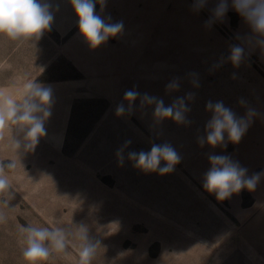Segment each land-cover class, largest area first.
<instances>
[{"label":"rangeland","instance_id":"rangeland-1","mask_svg":"<svg viewBox=\"0 0 264 264\" xmlns=\"http://www.w3.org/2000/svg\"><path fill=\"white\" fill-rule=\"evenodd\" d=\"M176 3L168 7L169 29L153 39L160 46L142 58L146 65L138 67L136 86L101 85L106 80L96 57L71 61L60 52L67 38L53 28L29 43L0 37V87L22 89L36 77L52 89L47 135L34 149L16 151L12 136H22L0 130V162H15L14 168L0 169L12 186L0 193V264H27L20 225L54 223L88 226L90 238L100 242L93 264H264V177L255 190L224 200L203 187L209 153L230 155L249 176L264 172L258 137L264 128V48L249 41L251 29L231 6L222 20L206 26L217 3L207 0L198 12L193 0ZM236 45L244 48L239 66L228 59ZM173 78L180 79V89L166 94ZM134 87L162 97L166 105L194 93L188 105L192 123H156L154 108L141 111L139 100L132 115L118 117L117 104ZM241 99L257 113L254 134L245 133L227 148L201 147L197 137L211 118L207 102L223 101L243 117L247 108ZM129 140L121 165L117 150ZM165 142L182 157L171 173L144 172L128 160L130 151L147 152L152 143ZM73 243L69 255L54 253L46 264H79V241Z\"/></svg>","mask_w":264,"mask_h":264},{"label":"clouds","instance_id":"clouds-1","mask_svg":"<svg viewBox=\"0 0 264 264\" xmlns=\"http://www.w3.org/2000/svg\"><path fill=\"white\" fill-rule=\"evenodd\" d=\"M71 7L78 19V29L81 36L93 48L105 44L110 38L123 35V22H112L111 16H103L107 0H69ZM100 5V13L96 5ZM207 4V0H193V11L198 12ZM229 6L243 19L252 32V39L257 46L264 48V0H218L217 6L212 10V17L206 21V26H211L214 21L222 20ZM59 5L55 6V11ZM54 20V10L51 0H0V37H5L17 43L39 40L45 31L50 30ZM234 66L244 59V48L236 45L230 49L228 58ZM192 84L198 87L196 74H189ZM180 79L173 78L166 86V94L179 91ZM194 99V93L175 97L170 104H165L162 97L140 93L136 88L126 90L122 102L117 104L115 114L118 117L132 115L135 102L139 100L141 111L153 107V119L162 123L170 119L178 125L189 126L192 121L188 119L191 109L189 102ZM52 89L50 86L37 82L34 79L26 80L22 89L0 87V130L15 129L22 139L12 136V144L16 151L22 146L25 151L34 149L40 138L47 135L45 123L51 115ZM239 104L247 108L244 100ZM206 111L211 113V118L206 122L204 135L197 137V143L203 147L205 144L211 148H227L229 142L237 144L247 132L257 113L247 108L243 117L238 116L223 101L209 100ZM131 141H125L117 150L120 164L124 161V150ZM210 168L203 176V187L214 193L218 200L230 198L241 190H255L257 184L264 177V172L254 173L249 176L248 170L240 163L233 160L230 155L208 154ZM182 157L168 142L151 144L150 151H130L128 160L134 167L144 172H158L165 175L174 171L175 166L181 162ZM163 162V164H162ZM15 162L7 165L0 162V169L14 168ZM12 188L6 175L0 172V193L9 192ZM0 215V220H3ZM22 256L27 264H46L54 253L64 256L69 255V248L74 246V241H79V264H93L100 249V242L94 241L89 236V228L85 224L70 226H45L37 227L31 224L20 225Z\"/></svg>","mask_w":264,"mask_h":264},{"label":"crops","instance_id":"crops-1","mask_svg":"<svg viewBox=\"0 0 264 264\" xmlns=\"http://www.w3.org/2000/svg\"><path fill=\"white\" fill-rule=\"evenodd\" d=\"M209 1L214 4L218 3V0ZM174 2H177V6L179 4L181 6L185 4L186 0H107L106 7L101 14L103 16L110 15L113 23L122 21L124 31L122 36L110 38L105 44L95 49L79 33L78 19L69 0H51L54 10V20L51 28L60 37L67 38L60 52L68 55L71 61H81L82 63L85 59L92 60V56L96 57L97 67L103 72V80H106L101 82V85L136 86L138 84V67L146 65V62H142V58L145 59V55H151L154 48L160 46L159 44L154 46L153 39L161 37L163 29L165 31L169 29L168 7ZM57 4L59 10L55 11ZM96 11L100 13L99 4L96 5ZM188 11H191V8ZM164 15L165 20L162 19ZM181 17L184 24V20L186 21L184 12ZM189 20L190 18L187 15V21ZM163 21L165 27L162 25ZM79 55H87V57L81 58ZM255 125L251 123L246 132L248 135L252 136L254 134L253 126ZM260 128L257 127L256 130ZM263 135L264 128L260 130L258 135L259 139L263 140L262 144H264ZM248 145L243 148H247ZM260 148L264 149V146L260 145Z\"/></svg>","mask_w":264,"mask_h":264}]
</instances>
